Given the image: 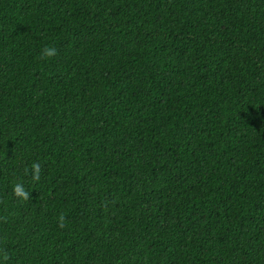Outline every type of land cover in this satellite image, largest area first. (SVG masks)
<instances>
[{
  "label": "trees",
  "instance_id": "16d2710c",
  "mask_svg": "<svg viewBox=\"0 0 264 264\" xmlns=\"http://www.w3.org/2000/svg\"><path fill=\"white\" fill-rule=\"evenodd\" d=\"M0 264H264V0H0Z\"/></svg>",
  "mask_w": 264,
  "mask_h": 264
},
{
  "label": "clouds",
  "instance_id": "9594fccd",
  "mask_svg": "<svg viewBox=\"0 0 264 264\" xmlns=\"http://www.w3.org/2000/svg\"><path fill=\"white\" fill-rule=\"evenodd\" d=\"M55 54H56V50H55L54 48H46V49L44 50V55H45L46 57H52V56H54ZM35 167H38V165L35 166ZM36 178L38 179L39 177L37 176ZM63 219H64L63 216H61V217H60V220H61L60 227H64Z\"/></svg>",
  "mask_w": 264,
  "mask_h": 264
}]
</instances>
